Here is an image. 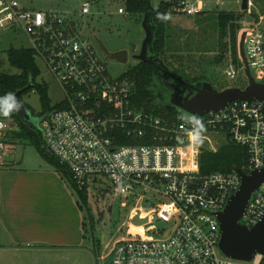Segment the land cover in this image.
<instances>
[{
  "label": "built area",
  "instance_id": "built-area-1",
  "mask_svg": "<svg viewBox=\"0 0 264 264\" xmlns=\"http://www.w3.org/2000/svg\"><path fill=\"white\" fill-rule=\"evenodd\" d=\"M89 7L84 3L81 14L89 15ZM175 8L189 17L204 13L200 0L192 4L180 0ZM125 13L124 8L117 10ZM7 30L24 33L35 58L62 91L63 99L57 103L62 107L42 116V143L77 187L99 190L97 186L109 182L114 194L125 199L154 192L164 200L154 213L167 228L150 226L147 232L155 235L145 237L132 233L129 224L110 251L111 264H264L263 254L245 262L219 253L217 213L239 190L241 178L235 170L200 171L201 154L216 152L224 144L245 150L243 174L264 169L262 102L231 101L224 110L191 119L177 111L156 116L135 104L129 79L108 75L98 45L83 39L66 16L35 11L17 0H0V31ZM244 33L250 74L264 84V33L259 28H245ZM240 64L244 74L241 60ZM227 76L233 78L235 72L230 70ZM8 128L0 116V167L10 147ZM263 215L264 183L251 192L238 222L252 228Z\"/></svg>",
  "mask_w": 264,
  "mask_h": 264
},
{
  "label": "rangeland",
  "instance_id": "rangeland-1",
  "mask_svg": "<svg viewBox=\"0 0 264 264\" xmlns=\"http://www.w3.org/2000/svg\"><path fill=\"white\" fill-rule=\"evenodd\" d=\"M22 5L35 11L56 12L66 16L80 36L90 41L95 47L94 37L102 41L111 52L126 50L128 61L120 64L112 60L105 62L110 77L122 76L126 71L136 65L131 57L138 54L145 37L142 28V16L139 13L117 14L123 8V0H17ZM161 0H152V6H157ZM194 3L197 0H185ZM203 4V14L189 17L175 8L166 16V45L165 64L169 68L181 69L190 79L196 82H209L213 88L220 91L225 88L238 87L243 89L247 80L241 70L238 55V43L245 28H259L264 33V0H248L246 11L241 10V2L236 0H200ZM89 2V15L81 14V7ZM220 11L232 12L238 17L236 57L232 54L228 37L222 39L216 25V15ZM252 21H247L246 17ZM223 43L227 46L222 50ZM10 48H31L29 39L21 31H0V73L15 75L19 71L10 66L6 51ZM222 55V56H221ZM40 69V77L36 82H44L48 87V97L52 105L63 99V94L55 79L50 75L44 63L35 58ZM232 67V69H231ZM233 70V78L227 72ZM22 101L31 108L35 115L41 112L38 94L35 90L22 95ZM8 124L7 142L16 161L27 168H50L41 158L37 150L28 142L12 139L11 131L17 129L12 120L5 119ZM19 163V164H20ZM65 181V180H64ZM96 190L88 191L87 208L94 225L95 243L90 239L89 226H86V238L80 249L69 256H52L47 264H111V249L114 244L127 232L129 217L135 209H140L143 215L152 213L147 224L132 233H139L145 237L155 235L147 232L149 227L167 228L155 213V206L164 201L154 192H146V197L123 198L115 195L109 182H105ZM88 224V214L84 209L82 214ZM86 225V223H85ZM110 254V255H109Z\"/></svg>",
  "mask_w": 264,
  "mask_h": 264
},
{
  "label": "trees",
  "instance_id": "trees-1",
  "mask_svg": "<svg viewBox=\"0 0 264 264\" xmlns=\"http://www.w3.org/2000/svg\"><path fill=\"white\" fill-rule=\"evenodd\" d=\"M151 2L152 0H123V8L125 9V12L128 13H139L142 18L146 15V23L154 33L155 38L148 43V49L154 55V60H158L165 64V48H167L165 27L166 16L167 13L174 10L180 0H161L157 6H152ZM237 21L238 17L232 12L220 11L216 15L218 33L222 39L228 37L232 54L235 57L237 31L240 29ZM226 46L227 44L223 43L222 50H224ZM6 54L10 66L17 69L19 73L15 75L0 73V97L5 96V94L9 92L15 94L17 91L29 87L22 95L35 90L38 94L41 105V112L38 115H35L31 108L22 101L33 116L42 117L46 113L62 107L58 104H51L48 97V87L44 82H36L40 77L41 72L36 64L35 52L32 48H10L6 51ZM168 69L174 75H178L189 81H195V79L188 78L185 72L181 69L169 67ZM122 76L126 77L133 83L135 91L134 102L138 107H143L145 111L156 116H172L175 114L174 109L170 108L166 103L165 105L162 103V75L155 62L152 64L148 61L136 63V65L126 71ZM199 85H201V83H199ZM1 117L7 120H12L16 124L17 129L11 131L12 139L23 140L32 145L40 154L44 162L50 168L58 172L72 189L82 213H84L85 209L89 216L88 224L85 221L86 218L83 216L82 227L84 230V239L87 237L85 228L88 225L90 239L94 246L95 229L87 208V189L78 188L67 169L46 151L42 143L41 132L38 129L24 122L16 111L8 117ZM244 156L245 150L242 147L232 144H224L219 147L216 152L204 151L201 154L200 171L202 174H210L213 172H231L235 167L241 169L245 162Z\"/></svg>",
  "mask_w": 264,
  "mask_h": 264
},
{
  "label": "crops",
  "instance_id": "crops-1",
  "mask_svg": "<svg viewBox=\"0 0 264 264\" xmlns=\"http://www.w3.org/2000/svg\"><path fill=\"white\" fill-rule=\"evenodd\" d=\"M19 163L9 149L0 167V264L73 255L85 239L72 189L53 169Z\"/></svg>",
  "mask_w": 264,
  "mask_h": 264
},
{
  "label": "water",
  "instance_id": "water-1",
  "mask_svg": "<svg viewBox=\"0 0 264 264\" xmlns=\"http://www.w3.org/2000/svg\"><path fill=\"white\" fill-rule=\"evenodd\" d=\"M248 8V0H241V10L246 11ZM247 21H252L250 17H246ZM142 28L145 33L141 49L138 54L131 58L137 63L146 61V51L148 43L153 41L154 33L146 23V15L142 20ZM244 38L245 33H242L238 43V55L243 63L244 75L247 80L245 88L240 89L236 87L225 88L223 90H216L209 82H202L200 88H193L183 96L184 91L176 88L175 90L180 96L174 95L170 97L169 107L180 113L185 119H191L200 116L208 111L224 110L231 101H252L258 100L264 104V84L254 81L250 74L248 64L244 54ZM99 49L102 51L105 60H112L120 64H126L128 61V52L126 50L109 51L102 41L97 37L93 38ZM159 65L163 67V63L158 61ZM168 73L164 69L163 76ZM165 78V77H164ZM173 89V85H171ZM21 89L14 95L16 100L21 105L16 113L24 120V122L34 126L41 132V121L44 117H36L31 114L27 107L21 100L22 94L26 91ZM174 90V91H175ZM241 178V185L228 200L226 207L222 212L217 213L219 228L221 231V238L218 245L219 253L225 257L239 261H251L256 254L264 255V215L259 223L252 228L241 225L240 220L246 203L251 192L264 183V169L258 172H253L250 175L243 174L240 169L234 168ZM152 213L143 215L140 209H135L130 217L129 224L134 227H141L147 224Z\"/></svg>",
  "mask_w": 264,
  "mask_h": 264
},
{
  "label": "flooded vegetation",
  "instance_id": "flooded-vegetation-1",
  "mask_svg": "<svg viewBox=\"0 0 264 264\" xmlns=\"http://www.w3.org/2000/svg\"><path fill=\"white\" fill-rule=\"evenodd\" d=\"M154 59H155L154 55L149 51V49L147 47L146 61H148L151 64L155 62L157 65V68L160 70L161 75H162L161 76L162 77V85H163L162 103H164V105H165V103H166V105L169 104V100H170V97L172 95H174L173 98H175L176 95L180 96L181 93L178 94V92L175 90L176 88H178L181 91H184V93H183V96H184L189 92L188 90H193V88H200L201 87V85H199V83L196 81H189V80L181 78L178 75L172 74V72L168 69V67L164 63H163L164 66L161 67L158 63V60L156 61ZM164 69L168 70V73L165 74V76H163ZM171 85L174 86L173 89H172Z\"/></svg>",
  "mask_w": 264,
  "mask_h": 264
},
{
  "label": "clouds",
  "instance_id": "clouds-1",
  "mask_svg": "<svg viewBox=\"0 0 264 264\" xmlns=\"http://www.w3.org/2000/svg\"><path fill=\"white\" fill-rule=\"evenodd\" d=\"M20 107L21 105L16 100L14 93L9 92L5 96L0 97V116L8 117L14 111H18Z\"/></svg>",
  "mask_w": 264,
  "mask_h": 264
},
{
  "label": "bare ground",
  "instance_id": "bare-ground-1",
  "mask_svg": "<svg viewBox=\"0 0 264 264\" xmlns=\"http://www.w3.org/2000/svg\"><path fill=\"white\" fill-rule=\"evenodd\" d=\"M136 230H137V228L132 226V231H136Z\"/></svg>",
  "mask_w": 264,
  "mask_h": 264
}]
</instances>
